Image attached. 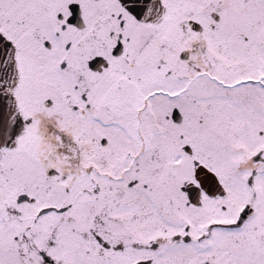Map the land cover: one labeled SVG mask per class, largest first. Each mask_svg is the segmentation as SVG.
Returning <instances> with one entry per match:
<instances>
[{"label":"snow or ice","instance_id":"obj_1","mask_svg":"<svg viewBox=\"0 0 264 264\" xmlns=\"http://www.w3.org/2000/svg\"><path fill=\"white\" fill-rule=\"evenodd\" d=\"M0 264H264V0H0Z\"/></svg>","mask_w":264,"mask_h":264}]
</instances>
